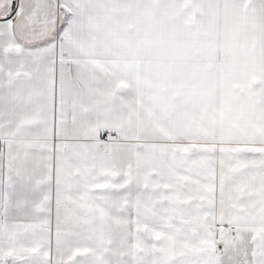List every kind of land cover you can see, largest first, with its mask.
I'll return each mask as SVG.
<instances>
[{"label": "snow or ice", "instance_id": "snow-or-ice-1", "mask_svg": "<svg viewBox=\"0 0 264 264\" xmlns=\"http://www.w3.org/2000/svg\"><path fill=\"white\" fill-rule=\"evenodd\" d=\"M0 264H264V0H0Z\"/></svg>", "mask_w": 264, "mask_h": 264}]
</instances>
